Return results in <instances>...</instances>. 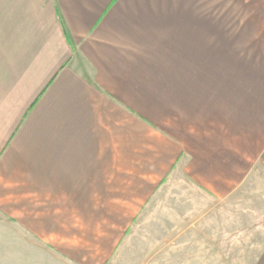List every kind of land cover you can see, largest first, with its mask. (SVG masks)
Returning <instances> with one entry per match:
<instances>
[{
	"label": "crops",
	"instance_id": "crops-1",
	"mask_svg": "<svg viewBox=\"0 0 264 264\" xmlns=\"http://www.w3.org/2000/svg\"><path fill=\"white\" fill-rule=\"evenodd\" d=\"M263 152L264 0H0V264L43 237L36 190L221 195Z\"/></svg>",
	"mask_w": 264,
	"mask_h": 264
},
{
	"label": "rangeland",
	"instance_id": "rangeland-1",
	"mask_svg": "<svg viewBox=\"0 0 264 264\" xmlns=\"http://www.w3.org/2000/svg\"><path fill=\"white\" fill-rule=\"evenodd\" d=\"M242 166L228 173L221 195L177 170L157 190L142 174L114 175V189L76 191V198L52 190L47 201L36 190L43 237L17 263L4 253V264H257L264 256V152Z\"/></svg>",
	"mask_w": 264,
	"mask_h": 264
}]
</instances>
